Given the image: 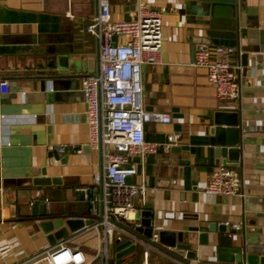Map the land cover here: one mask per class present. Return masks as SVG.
<instances>
[{"label":"crops","instance_id":"1","mask_svg":"<svg viewBox=\"0 0 264 264\" xmlns=\"http://www.w3.org/2000/svg\"><path fill=\"white\" fill-rule=\"evenodd\" d=\"M107 1L113 20L133 16L134 0ZM241 1L237 45L230 57V64L239 66L234 69L237 96L223 102L205 70L190 64L198 44L213 46L205 36L208 12L200 13L194 0H146L161 13L162 22L160 62L140 70L148 116L143 135L158 146L142 161L131 159L136 173L127 183L144 184L134 208L151 215L155 232L188 235L197 249L188 264L213 261L208 247L197 243L201 233L214 237L211 223L228 229L237 224L246 235L264 241V0ZM97 9L96 0H0V79L8 86L0 94V264H22L46 244L60 242L46 241L30 208L43 204L55 217L88 215L86 191H92V178L102 169V155L88 147L80 79L98 67V45L85 32ZM226 19L223 12L216 17L221 24ZM218 111L239 114L238 162L227 161L220 155L225 148L209 141L207 126ZM171 134L177 140L168 143ZM218 166L236 171V195L204 194L207 177ZM41 178L56 182L34 186L33 180ZM34 192L48 203L30 205ZM137 224L138 219L133 226ZM122 226L129 224L117 222L113 233L120 235ZM100 231L83 228L63 239L87 262H95ZM106 248L108 263L114 264L112 241ZM130 260L183 264L150 247L135 258L127 255L121 264Z\"/></svg>","mask_w":264,"mask_h":264},{"label":"built area","instance_id":"2","mask_svg":"<svg viewBox=\"0 0 264 264\" xmlns=\"http://www.w3.org/2000/svg\"><path fill=\"white\" fill-rule=\"evenodd\" d=\"M98 9L89 18L85 32L92 35L98 45L97 71L80 79L84 100V116L88 128V147L99 149L102 169L92 178V191H86L89 225L83 228L101 230L99 249L95 262H87L82 252L68 246L62 239L54 245L46 244L42 251L22 264H109L107 242L112 241L117 222L136 223L139 212L134 200L145 191L143 183L131 185L127 178L135 175V156L141 161L155 153L157 143L147 142L143 125L148 119L141 97L140 70L143 65L157 64L162 49L161 13L148 5L146 0H134L133 16L127 21L111 18L107 0H96ZM234 48L198 44L191 66L205 70V77L220 101L234 100L236 85L234 69L230 64ZM7 82L0 79V94L7 91ZM177 136H168V143ZM59 152H64L61 147ZM76 153L79 152L75 151ZM236 171L228 166H218L209 173L203 192L207 196L229 197L237 194ZM94 189L97 190L96 197ZM48 203L34 192L30 205ZM225 225V224H224ZM226 226V225H225ZM240 229L237 224H230ZM156 232L150 241L155 242ZM111 240V241H110ZM146 256V254L144 253Z\"/></svg>","mask_w":264,"mask_h":264},{"label":"water","instance_id":"3","mask_svg":"<svg viewBox=\"0 0 264 264\" xmlns=\"http://www.w3.org/2000/svg\"><path fill=\"white\" fill-rule=\"evenodd\" d=\"M200 13L208 12L209 19L205 36L214 46L237 45V15L241 0H194ZM219 12L227 16L223 24L216 20ZM244 58V57H243ZM211 123L207 126L209 141L221 150L229 162L239 161V147L243 127L237 112H215ZM227 167V166H226ZM56 180L49 178L34 179V186L54 184ZM4 186L1 185V189ZM1 200V196H0ZM31 216L38 217L37 227L45 235L49 244L63 238L76 234L83 226L89 225L90 220H83L82 217H55L51 216L42 204L32 207L29 210ZM136 227L129 225L120 227L121 234L112 236V248L114 264H121L127 255L137 256L139 250L147 247L157 249L167 257L177 260L183 264L193 261L197 255V249L192 246L188 235L182 233H171L164 230L156 232L155 242L150 238L155 232L151 223V215L146 212L138 214ZM209 231L214 237L208 238L207 234L198 235L197 243L208 247L213 258L209 264H264V241L258 236L252 237L245 234L244 230L227 228L223 224L208 225ZM128 264H133L130 260ZM196 264H202L197 262Z\"/></svg>","mask_w":264,"mask_h":264}]
</instances>
